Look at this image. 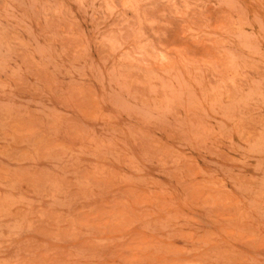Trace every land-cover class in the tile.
<instances>
[{
  "label": "rangeland",
  "instance_id": "1",
  "mask_svg": "<svg viewBox=\"0 0 264 264\" xmlns=\"http://www.w3.org/2000/svg\"><path fill=\"white\" fill-rule=\"evenodd\" d=\"M0 264H264V0H0Z\"/></svg>",
  "mask_w": 264,
  "mask_h": 264
}]
</instances>
